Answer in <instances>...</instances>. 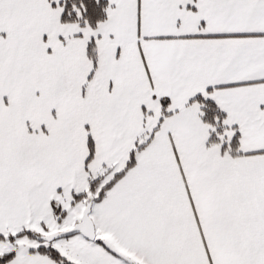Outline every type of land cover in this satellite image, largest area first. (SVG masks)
<instances>
[{"label":"snow or ice","instance_id":"1","mask_svg":"<svg viewBox=\"0 0 264 264\" xmlns=\"http://www.w3.org/2000/svg\"><path fill=\"white\" fill-rule=\"evenodd\" d=\"M0 264H264V0H0Z\"/></svg>","mask_w":264,"mask_h":264}]
</instances>
